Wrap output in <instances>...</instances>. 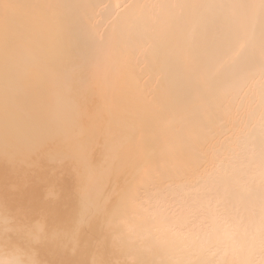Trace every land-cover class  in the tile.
<instances>
[{"label":"bare ground","instance_id":"6f19581e","mask_svg":"<svg viewBox=\"0 0 264 264\" xmlns=\"http://www.w3.org/2000/svg\"><path fill=\"white\" fill-rule=\"evenodd\" d=\"M0 70L44 74L73 151L88 125L105 146L67 171L80 231H17L56 247L42 264L68 240L86 264H264V0H0Z\"/></svg>","mask_w":264,"mask_h":264},{"label":"rangeland","instance_id":"374dc122","mask_svg":"<svg viewBox=\"0 0 264 264\" xmlns=\"http://www.w3.org/2000/svg\"><path fill=\"white\" fill-rule=\"evenodd\" d=\"M12 75V78H7ZM41 76L44 74L38 72L8 74L6 70H0V99L4 100V102H0V219L2 218L0 224L4 222V226L0 227V234L2 233V236L0 235V251L13 250L15 246L12 243L19 244L15 249L19 248L23 252L21 256L23 264H42L43 258L51 257L58 251H56V247L48 246L49 244L44 241L35 242L30 246L23 240H20V243L19 234L21 238L24 231L32 237L36 234L52 232L50 235L57 233V236L62 237L66 232H74L78 228H82L77 218L70 213L82 208L90 200L87 199V195L76 199L73 194L78 192L79 188L71 186L72 179L67 171L69 167L77 169L82 156L88 157L94 152H105V146H102L103 139L100 138V144L95 146L94 137L87 133L89 125L82 128L83 137H79L75 151L69 146V136L63 135L66 122L59 124L58 132L48 129L47 120L52 117L53 113L46 101L49 97L55 96V89L42 85L38 81ZM13 93L15 95L22 94L23 98L14 103L13 99H10ZM93 119H95V115L89 117V123L93 122ZM2 132L7 133L3 135ZM118 161L123 164L125 159L119 158ZM98 164L97 168H81L79 170L83 174L81 178L95 179V177L109 172L108 168L103 165V161H99ZM122 190V187L112 190L105 204H109L114 197H118ZM103 210L105 211L103 205H100L99 211L93 219L99 220V222L103 221L106 217ZM26 215L29 216L26 218ZM22 217L26 219L25 222L21 220ZM17 220H21L22 223ZM12 223L15 225L14 234L11 233L12 230L10 231L14 226ZM23 223L25 224L22 225ZM106 223L107 226H105ZM113 223H116V220ZM105 225L104 228L108 227L106 218ZM5 226L10 229L4 232L2 227ZM7 231H10L11 234ZM17 231L20 233L18 234ZM7 233L17 234L18 241L16 235L14 237L3 235ZM104 234L99 238L102 237L101 241L96 239L99 248L105 239L107 242L105 241L106 243L103 245L109 244L108 234ZM10 238H14L11 239L13 241ZM68 241V246L64 247L66 249L63 255H59V258H50L54 260L49 261V264H66L68 262L86 264L79 262L81 260L77 257L79 249H75L72 242ZM96 241L94 240V246L97 244ZM100 242L101 244H99ZM43 247L46 251L44 253L42 252ZM48 248H54L56 252ZM76 259L79 261L77 262Z\"/></svg>","mask_w":264,"mask_h":264}]
</instances>
